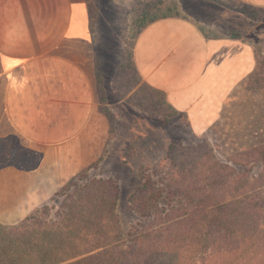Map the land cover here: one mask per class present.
I'll return each instance as SVG.
<instances>
[{
	"label": "crops",
	"instance_id": "obj_1",
	"mask_svg": "<svg viewBox=\"0 0 264 264\" xmlns=\"http://www.w3.org/2000/svg\"><path fill=\"white\" fill-rule=\"evenodd\" d=\"M228 2L264 9V0H220ZM199 27L158 19L133 47L138 76L186 116L196 135L219 120L228 97L256 68L250 43L208 38ZM97 77L85 0H0V152L40 156L32 169L0 165V224H16L48 203L84 166Z\"/></svg>",
	"mask_w": 264,
	"mask_h": 264
},
{
	"label": "trees",
	"instance_id": "obj_2",
	"mask_svg": "<svg viewBox=\"0 0 264 264\" xmlns=\"http://www.w3.org/2000/svg\"><path fill=\"white\" fill-rule=\"evenodd\" d=\"M160 4H147L136 15L135 38L148 24L177 16L169 8L159 11ZM216 5L228 19L264 24V9ZM199 29L208 38L247 39L241 30L209 35ZM254 52L256 68L243 82L258 71ZM161 94L171 113L184 115ZM202 147L205 152L189 167L165 174L164 188L153 175L139 174L129 196L137 222L128 230L118 218L116 182L85 178L82 183L83 173L71 178L18 223L0 224V264H264V140L226 160L217 158L204 138ZM13 152H0L1 167L32 169L40 159L36 153ZM254 166L260 172L252 173Z\"/></svg>",
	"mask_w": 264,
	"mask_h": 264
},
{
	"label": "rangeland",
	"instance_id": "obj_3",
	"mask_svg": "<svg viewBox=\"0 0 264 264\" xmlns=\"http://www.w3.org/2000/svg\"><path fill=\"white\" fill-rule=\"evenodd\" d=\"M85 1L96 53L98 108L90 136L83 141L84 166L73 177L83 173L82 183L89 179L116 182L120 189L117 214L122 228L128 230L137 222L129 209V196L140 173L153 175L161 189L165 174L177 166L189 167L195 156L205 152L203 138L216 148L220 160L252 141L264 140V24L228 19L216 8L220 0H160L159 11L169 8L176 17L197 21L209 35L244 31L241 36L257 54L256 74L228 97L219 120L196 135L186 116L171 113L163 95L144 83L132 64L133 21L157 0ZM258 171L257 166L251 170Z\"/></svg>",
	"mask_w": 264,
	"mask_h": 264
}]
</instances>
